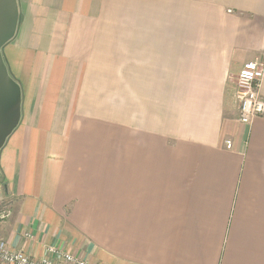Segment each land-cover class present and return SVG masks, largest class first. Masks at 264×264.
Returning a JSON list of instances; mask_svg holds the SVG:
<instances>
[{
    "label": "crops",
    "instance_id": "1",
    "mask_svg": "<svg viewBox=\"0 0 264 264\" xmlns=\"http://www.w3.org/2000/svg\"><path fill=\"white\" fill-rule=\"evenodd\" d=\"M17 5L0 237L103 264H264V114L240 122L235 87L257 60L264 97V0Z\"/></svg>",
    "mask_w": 264,
    "mask_h": 264
},
{
    "label": "built area",
    "instance_id": "2",
    "mask_svg": "<svg viewBox=\"0 0 264 264\" xmlns=\"http://www.w3.org/2000/svg\"><path fill=\"white\" fill-rule=\"evenodd\" d=\"M263 77L261 62L250 60L244 62L239 69L236 79V98L238 102L237 119L249 123L255 116L264 114V97L260 93ZM226 147L231 143L226 141ZM10 210L0 208V224L10 216ZM23 237L32 240L30 232H24ZM0 264H103L81 258L69 250L56 245H46L39 256H34L21 248H16L0 237Z\"/></svg>",
    "mask_w": 264,
    "mask_h": 264
},
{
    "label": "water",
    "instance_id": "3",
    "mask_svg": "<svg viewBox=\"0 0 264 264\" xmlns=\"http://www.w3.org/2000/svg\"><path fill=\"white\" fill-rule=\"evenodd\" d=\"M17 23V0H0V149L21 115V88L9 73L1 53L2 46L14 35Z\"/></svg>",
    "mask_w": 264,
    "mask_h": 264
},
{
    "label": "rangeland",
    "instance_id": "4",
    "mask_svg": "<svg viewBox=\"0 0 264 264\" xmlns=\"http://www.w3.org/2000/svg\"><path fill=\"white\" fill-rule=\"evenodd\" d=\"M2 207L5 208V209H9L10 212H11L10 216L4 222H2V224H0V227L4 225L3 227H1L2 228L1 231H6L5 229H6V227L9 224V220L13 217L14 214L12 213V209H11V205H10L9 201L3 200V202L0 203V208H2ZM6 222H8V223L5 225Z\"/></svg>",
    "mask_w": 264,
    "mask_h": 264
},
{
    "label": "trees",
    "instance_id": "5",
    "mask_svg": "<svg viewBox=\"0 0 264 264\" xmlns=\"http://www.w3.org/2000/svg\"><path fill=\"white\" fill-rule=\"evenodd\" d=\"M3 187H5V185H3Z\"/></svg>",
    "mask_w": 264,
    "mask_h": 264
}]
</instances>
